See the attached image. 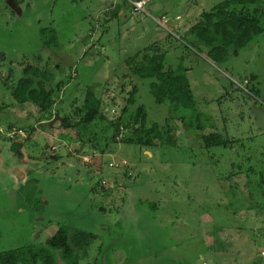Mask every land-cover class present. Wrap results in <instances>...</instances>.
<instances>
[{
	"label": "rangeland",
	"instance_id": "obj_1",
	"mask_svg": "<svg viewBox=\"0 0 264 264\" xmlns=\"http://www.w3.org/2000/svg\"><path fill=\"white\" fill-rule=\"evenodd\" d=\"M16 1L18 7H13L14 0H0V252L27 245L48 249L47 239L63 228L69 236H95L78 264L261 261L264 32L225 62L212 63L185 47L178 40L184 34L175 33L166 50L167 66L187 68L201 128L240 138L238 157L224 149L190 151L180 123L174 132L178 151L143 152L137 146L105 143L109 133L103 134L104 125L92 127L96 139L86 138L88 132L63 130L58 119L40 125L38 109L20 103L33 82L18 86L17 100L12 94L22 70L28 65L44 70L60 66L51 71L55 80L65 82L51 106L60 116L73 109L87 88L117 117L136 83V99L144 105L149 124H163L167 107L154 102L148 81L123 80L125 59L156 40L152 30L167 34L174 24L186 28L222 0H154L167 15L154 19L155 24L144 15L127 19L124 8L110 19L111 12H103L121 7L115 0ZM43 28L55 30L56 46H43ZM46 85L37 84L38 97L47 93ZM106 117L112 119L109 113ZM32 127L33 135L24 131ZM67 137L73 140L66 142ZM12 142L23 144L20 152L11 149ZM240 169L252 171L226 179ZM48 251L54 264H65L59 252Z\"/></svg>",
	"mask_w": 264,
	"mask_h": 264
},
{
	"label": "trees",
	"instance_id": "obj_2",
	"mask_svg": "<svg viewBox=\"0 0 264 264\" xmlns=\"http://www.w3.org/2000/svg\"><path fill=\"white\" fill-rule=\"evenodd\" d=\"M15 1L13 7H18V3H15ZM115 1L125 6L131 14L130 16L135 14L144 15L153 23L155 22L154 19L167 17L166 14L159 17L156 14L153 15V12L152 15L149 14L146 5L144 6V12L140 13L133 12L131 3L127 0ZM146 1L149 3L150 0ZM107 11L105 10L103 14L106 16L111 15L113 18L110 19L117 17V11H110L111 14H108ZM178 31L177 29L167 31L163 39L150 43L125 59L127 73L123 75V80L131 78L129 80L135 79L134 82L137 80L148 81L149 92L154 102L167 107L168 115L163 124H149L148 113L144 105L138 103L136 99L138 91L136 83H132L129 98L120 106L117 117L112 116L103 100L87 91V88L83 93V97L74 101L77 105L75 104L73 109L68 111V114L64 113L60 116L58 108L55 112L51 110L52 104L57 102V94H59L62 84L65 83L63 80H55V76L51 72H57L60 69L58 64V68L54 66L52 70L40 69L38 65H28L24 68L22 77L17 81L12 91L14 100L18 98V93L21 91L18 86L24 80H31L33 85L27 91L25 100L20 103L34 105L38 109V122H40V125L47 126L54 115L57 114L59 124L63 130L74 131L77 135H80L83 131L84 133L88 132L90 135L86 138L92 137V139L97 138V133L95 131L93 133L92 127L97 124L104 125L103 134L109 133V136L103 137L105 143L132 145L141 148L143 152H151L155 148H159V150L173 148L178 151L179 146L174 132H177L178 123H180L183 129L182 135L185 134L188 137L187 146L189 147L187 149L190 151L198 150L199 153H209L212 149H224L228 150L235 159L242 149V140L237 137H230L226 133L217 130L205 133L199 123L197 102L190 87L186 73L187 68L181 64L173 68L167 66L166 50L171 46V37H174V34ZM263 32L264 0H222L208 11L200 13L189 24L183 37L178 40L185 47L202 54L212 63L225 62ZM40 39L45 48H51L57 44L56 32L52 28L41 29ZM48 82L49 86L46 85ZM38 83L48 87H44L47 93L41 97L36 94L39 90V86L36 87ZM47 89L49 90L47 91ZM108 113L112 116L111 120L106 117ZM103 121H105V124ZM10 128L11 124L8 125L7 130H10ZM121 130H123L122 137L116 140L115 137ZM24 131L29 135H33V127ZM27 139L29 138H24V142ZM65 139L66 142L73 140L68 137ZM84 140L82 137L80 138L81 144L84 143ZM44 143L47 144L46 147H50L48 141L45 140ZM22 145L21 142H12L11 149L20 152ZM43 146L44 144H42V154L46 153ZM90 146L89 148L102 152L94 144H90ZM51 159L55 160L56 158L52 157ZM240 165H237V167H240ZM262 167L260 177L264 183V162H262ZM251 171L252 169H240L238 172L227 175L226 179L230 181L240 174L249 176L248 173ZM247 179L249 180V177ZM250 196L252 195L249 194ZM260 196L264 200V192H261ZM93 239H95L94 235L85 232H75L72 236H69L65 229L59 228L54 235L47 239L46 245L48 249L59 252L60 262L78 264L79 255H81V252L86 251L87 246ZM48 249L41 247L38 249L32 245H27L2 251L0 252V264H54V258Z\"/></svg>",
	"mask_w": 264,
	"mask_h": 264
},
{
	"label": "crops",
	"instance_id": "obj_3",
	"mask_svg": "<svg viewBox=\"0 0 264 264\" xmlns=\"http://www.w3.org/2000/svg\"><path fill=\"white\" fill-rule=\"evenodd\" d=\"M123 5L121 4V7L119 6L118 8H116L115 7V9H119V10H115V9H113L112 7H109L108 8V11H117V13H116V16H118L119 14H120V12H121V10L120 9H122V8H124V9H126L127 10V8L125 7V6H123ZM146 8H147V11H148V13L149 14H151L152 15V12L153 13H155L156 15H157V17H159V16H163L165 13H162L161 11H158L157 10V8H156V4H153V0H150L149 1V3H147L146 4ZM130 13H129V11L127 10V13L125 14V17L127 18V19H130ZM135 16V15H134ZM178 17V16H177ZM165 18H167V17H165ZM127 19H126V21H127ZM174 21H178L177 20V18L175 17V20ZM128 22H129V20H128ZM173 27H172V30H174V29H177V30H179L178 31V33L179 34H185V32H186V30H187V27L185 28V27H182V28H179V27H177L175 24L174 25H172ZM153 31V37H155L156 38V40H159V39H163L164 37H165V34H163L162 32H159V31H157L156 29L155 30H152ZM174 36L176 37V35L174 34ZM155 40V41H156ZM259 252V251H258ZM257 252V257L259 258V259H261V261H259V262H257L256 264H264V261H263V259H264V251H260V253L261 254H259ZM251 264H253V263H251Z\"/></svg>",
	"mask_w": 264,
	"mask_h": 264
},
{
	"label": "built area",
	"instance_id": "obj_4",
	"mask_svg": "<svg viewBox=\"0 0 264 264\" xmlns=\"http://www.w3.org/2000/svg\"><path fill=\"white\" fill-rule=\"evenodd\" d=\"M131 3L132 6V10L133 12H140L142 13L144 11V6L146 5L147 1L146 0H135V1H131V0H127ZM115 111L114 109L110 110V114L113 116ZM122 131L121 130L118 135L115 137L116 140H119L122 137ZM125 164V163H124ZM123 164V165H124ZM115 167H117V165H114ZM202 264H205V262H202Z\"/></svg>",
	"mask_w": 264,
	"mask_h": 264
},
{
	"label": "water",
	"instance_id": "obj_5",
	"mask_svg": "<svg viewBox=\"0 0 264 264\" xmlns=\"http://www.w3.org/2000/svg\"><path fill=\"white\" fill-rule=\"evenodd\" d=\"M56 119H58V115H57V114L54 115V117H53V121H55ZM51 121H52V120H51ZM51 121H50V122H51ZM45 147H46V146H45Z\"/></svg>",
	"mask_w": 264,
	"mask_h": 264
},
{
	"label": "flooded vegetation",
	"instance_id": "obj_6",
	"mask_svg": "<svg viewBox=\"0 0 264 264\" xmlns=\"http://www.w3.org/2000/svg\"><path fill=\"white\" fill-rule=\"evenodd\" d=\"M16 152H18V151H16Z\"/></svg>",
	"mask_w": 264,
	"mask_h": 264
}]
</instances>
